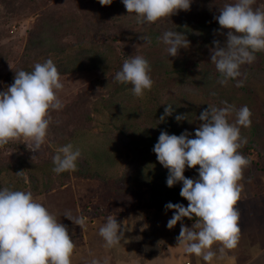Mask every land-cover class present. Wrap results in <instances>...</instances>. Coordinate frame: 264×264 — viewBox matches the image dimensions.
I'll list each match as a JSON object with an SVG mask.
<instances>
[{
  "label": "rangeland",
  "instance_id": "rangeland-1",
  "mask_svg": "<svg viewBox=\"0 0 264 264\" xmlns=\"http://www.w3.org/2000/svg\"><path fill=\"white\" fill-rule=\"evenodd\" d=\"M48 5L69 20L81 21L85 19V15H91V10L87 6L74 0H50ZM253 8L264 10V0H255ZM88 20L97 21V18L90 17ZM33 22L35 16L32 13L28 11L16 13L13 9L0 20V48L7 56V62L0 63V91H5L14 83V78L7 75L20 64V55L25 50L28 31ZM120 22L119 18L116 19L112 23L115 25L107 32V35L114 38H97L111 44L106 46V51L99 50L96 44H86L85 60L77 61L78 48L77 51H74L75 48L70 49L65 54L51 58L54 64L60 63L73 69L69 73H60L64 88L59 96L64 105L80 93L90 94V104L94 107L95 114L93 128L74 132L72 137L60 140L61 145L51 142L50 137L58 128L66 127L70 132L73 127L66 123L69 119L67 115L60 113L63 108L53 111L50 133L38 151L29 150L22 140L13 141L15 142L13 146L0 147L6 161L18 153L23 158L26 168L30 166L28 171L25 170L23 177L11 170L2 173L1 189L10 186L16 190L31 191L38 202L67 226L69 235L76 244L72 264H89L93 258L104 264L99 254L100 252L103 254L105 250L109 253L107 264H136L139 260L142 264H174L173 254L178 249L174 246V253L170 251L166 255H161L163 251L158 248L159 242L153 237L154 234H158L156 236L158 238L162 227L168 222L166 218H159L161 213L157 212L164 210L173 214L175 210L165 209L167 203H180L187 207L188 201L180 195L182 182H177L172 187L167 186L168 169L159 163L153 151L161 131L167 129V126H164L167 119L165 118L163 122L159 121L160 116H152L149 119L151 116H146L147 107H157L158 102L163 104L161 103L163 97L164 107L172 105L174 117L177 115L187 117L179 121L181 127L172 134L180 135L187 130L192 133L189 138H195L196 129L203 123L199 116L208 105L223 107V101L237 108L247 105L252 112V123L250 127H241V136L247 138V144L238 151L251 158V166L245 169L244 179L239 182L243 190L234 206L239 211L240 240L236 248L225 249L223 254L219 252L220 245L214 244L213 250L217 252V257L213 261L214 264L216 261H219L216 264L224 262L264 264V58L260 80L253 77L244 79L241 75L237 80L243 81L242 87L236 86L237 80L234 82L229 80L227 85H221L218 82L219 73L214 63H211V48L199 57L196 64L198 51L193 43L190 42L187 49H179L175 57L169 56L166 51L168 46L163 43L164 46L155 48L156 52L149 60L151 76L155 77L173 69L172 65L166 64L167 58L171 61L184 59L186 66L190 68V65H193V69L182 72V75L188 77V74H191V78L196 80L198 92L181 96L179 90H170L169 93L166 91L162 94V89L152 88L151 91L157 99L155 100L150 98L149 91H146L142 98H138L128 90L122 94H114L103 104L99 99L106 98L107 93L104 88H100V82L104 79L98 69L104 68L105 65L99 61L101 59L99 55L101 57L107 55L109 59L116 60L114 57L116 51L118 57L125 60L129 55L133 57L142 54V39L137 34L123 32L126 29L121 31ZM106 24L109 27L110 23ZM88 65L90 67H84ZM92 65L98 67L93 68ZM174 75L175 73H163V77L169 79ZM141 106L145 111L140 112ZM234 119L233 115L230 121ZM69 143L73 145V150L77 148L80 150L85 163L78 158L76 171L56 174L53 171L55 167L53 156L56 155L58 148ZM198 167L197 165L196 168H186L185 177L198 178L196 170ZM87 173L91 176L82 175ZM66 211H70L73 216H83L86 220L85 226L81 228L63 216ZM143 215L149 217L147 224L153 234L149 232L151 239L148 242L152 246L147 247L150 249L149 256L153 258L146 254L138 256L139 250L146 251V244L142 241V231L145 227L144 225L142 228L141 224ZM108 216L115 217L117 222L125 227L121 244L114 248H106L105 241L99 235V228L106 222ZM196 219L185 217V220L191 222V226ZM188 260L186 264H192L191 260ZM201 261L207 264L203 259Z\"/></svg>",
  "mask_w": 264,
  "mask_h": 264
},
{
  "label": "clouds",
  "instance_id": "clouds-1",
  "mask_svg": "<svg viewBox=\"0 0 264 264\" xmlns=\"http://www.w3.org/2000/svg\"><path fill=\"white\" fill-rule=\"evenodd\" d=\"M112 2L99 0L101 6ZM122 2L128 13L136 14L137 23L152 24L180 10L189 11L192 0ZM254 4L255 0L225 3L214 17L221 26L215 31L227 29L225 41L214 40L210 49L221 85L239 77L241 66L251 64L256 59L255 53L264 51V10L254 9ZM141 39L151 43L148 36ZM159 39L173 57L179 49L190 46L186 36L176 30L165 31ZM114 79L131 84L132 94L138 98L154 85L150 62L141 55L125 59ZM236 86L242 87L243 81L237 80ZM63 88L61 74L51 58L35 63L32 71H15L14 83L0 91V147L22 140L29 150L38 151L46 142L53 121L51 113L64 107L59 96ZM222 104L223 107L208 105L201 112L199 119L203 123L196 129L195 138H189L192 133L187 130L180 135L162 130L153 148L159 163L168 169L167 186L182 182L180 195L188 201L187 207L171 202L165 205L166 210H175L167 227L173 228L185 217L197 218L191 227L182 223L176 239L185 253L201 257L207 264L217 257L214 244L220 245L219 252L223 254L225 249H234L239 243V211L234 206L243 190L239 182L244 179L245 169L251 166V158L238 150L247 144V138L241 136V127L251 126L252 112L247 105L237 108L227 101ZM172 112V105L168 104L159 121H165ZM233 115L235 119L230 121ZM175 119L179 122L187 117L177 115ZM80 156V150H73L71 143L58 148L53 156V171L56 174L76 171ZM197 165L198 178L185 177L186 168ZM63 216L81 228L86 224L83 216H73L70 211ZM124 232L125 227L113 216H108L99 228L106 248L120 245ZM75 249L67 226L38 202L31 191L10 186L0 189V264H72ZM89 264L101 261L93 258Z\"/></svg>",
  "mask_w": 264,
  "mask_h": 264
},
{
  "label": "trees",
  "instance_id": "trees-1",
  "mask_svg": "<svg viewBox=\"0 0 264 264\" xmlns=\"http://www.w3.org/2000/svg\"><path fill=\"white\" fill-rule=\"evenodd\" d=\"M48 1L50 0H0V20L12 9L16 11V13L28 11L35 16V22H33L32 27L28 31L25 50L20 55V64L15 66L8 73L7 77L12 76V78H14L15 71L19 70L32 71L35 63H43L44 60L48 58H54L60 54H65L68 50L74 48V51H77L76 48L79 49L78 53L75 52L78 57L77 61H79V59H81V61L85 60L84 53L86 49H84V45L86 44H96L99 46V50L106 51V46L111 44L106 43L104 40L99 41L97 38H114L113 36H109V34L107 35V32L115 25L112 23L118 18L121 21L119 23L121 31L126 29V31L123 32L132 33L134 35L137 34L139 38H141V36H148L151 38V43H146L142 40L143 43L141 46V56L148 61L155 54V48L163 45L162 39H159L162 37L163 33L169 30H176L182 32L186 38L196 46L198 52L196 54L197 62L195 61V63L198 64L199 57L203 55L208 48L214 47V40H219L221 43L225 41L227 29L221 30L223 34H221V31H215L220 30L221 26L214 17L219 15V8L223 7L225 3H234V0H192L189 11L180 10L178 14L149 24L137 23L136 14L128 13L122 0H113L111 5L107 6H101L99 0H74L76 3L83 4L91 10V15H85V19L81 21L79 19L69 20L59 15L55 9H51L48 5ZM116 16L118 17L116 18ZM90 17L97 18V21L88 20ZM106 23H110L109 27H107ZM99 54H101V52ZM118 55L119 54L115 51L114 57L116 60L109 59L107 55L102 57L99 55V58H101L99 61H101L103 66L105 65L104 68L100 67L98 69L100 74L102 73L101 75L104 79L100 82V88H104L105 93H107L106 98L99 99L103 104L106 99L112 97L114 94H122L132 89L131 84H121L114 79L115 74L121 70L124 62V58H119ZM255 57L256 59L251 64H244L241 66L240 72L244 79L253 77L254 79L260 80V75L263 73L262 61L264 58V51L256 52ZM128 58H130V55L127 56V59ZM6 62L7 56L2 53L0 48V63ZM166 64L172 65L173 69L168 72L157 74L155 77L151 76L154 80L152 88L162 89V94L166 91L169 93L170 90H179L181 96L191 92H198L196 80L191 78V74L189 73L188 77L182 75V72H188L193 69V65H190V69L186 66L184 59H174L171 61L168 58L166 59ZM55 65L59 73L62 74L72 72L73 70L60 63ZM92 66L93 68L98 67L95 65ZM84 67H90V65ZM163 73H175V75L172 76V79H169L163 77ZM239 77L231 81L234 82L239 79ZM154 95V92L149 91L150 98H155V100H157ZM161 100L163 104H159L158 102L159 106L156 104L157 107H147L146 116H151L149 119H151L152 116L163 115L165 102L163 97ZM142 107L143 106L139 107L140 112L145 111ZM93 112L94 107L90 104V94L80 93L79 96L66 103L62 112H60L62 115H67L69 119L66 123L72 125V129L68 132L66 127L58 128L56 133H51V135L53 134L50 137L51 142H57L61 145L60 140L72 137L74 132L91 130L95 124V114ZM166 119L167 124H164V126H167L166 131L169 134L170 132L172 134V132L177 131L181 127L180 123L173 115L166 117ZM49 133L50 130L48 131V134ZM13 143L15 144V142H10L5 145V147L13 146ZM79 160L85 163L82 155L79 157ZM29 167L30 166L26 168L23 158L18 153H16L11 160L6 161L0 152V175L11 170L17 173L18 176L23 177V175H25V170L27 169L26 171H28ZM28 175H30L29 172ZM82 175L91 176V174L88 173L87 175Z\"/></svg>",
  "mask_w": 264,
  "mask_h": 264
},
{
  "label": "crops",
  "instance_id": "crops-1",
  "mask_svg": "<svg viewBox=\"0 0 264 264\" xmlns=\"http://www.w3.org/2000/svg\"><path fill=\"white\" fill-rule=\"evenodd\" d=\"M157 213H161V215L159 216V218H166L165 220H167V219L169 220L173 216V214L170 211H164V210H162V211H158ZM148 220H149V217L146 218L144 215L141 217L142 228L145 225L143 231H142V229H141V231L143 233L142 241L145 242V244H146V248H145L146 251L144 249L139 250V254H138L139 257H142L144 254H146L147 256H149L150 249H148L147 247L148 246L149 247L152 246L150 244V242H148V240L151 239V237L149 235V232H150L149 231V225L147 224V221ZM182 223H183V225H189V227H191V224H190L191 222L190 221L188 222L184 218V220L178 221L177 224L173 228H171V229H169L167 227V225H165L166 227L165 226L162 227L161 235L158 238H156V236H158V234L157 235H155V234L153 235L151 232L150 233L153 235L154 239L157 242H159V243H157V246H158V248L161 249V251H163V253L161 255H163V254L166 255L167 252H170V251L172 253H174V250H173V247L174 246L178 249L177 252L173 254L174 264H186V262H189L188 259L191 260L192 264H203V261H201V259H202L201 257H197L194 254H187V253H185L183 251L182 246L177 245L178 242H177L176 238L179 236L180 228H181L180 225ZM140 237H142V236H140ZM172 241L173 242H176V243L172 244L171 243ZM99 257H101L100 259H102L104 261H105V259L107 260V258H109L108 250L107 251L105 250V252H103V254L100 252ZM139 257H137V258L140 259ZM150 257L151 256H149V258ZM110 258H112V256ZM151 258H153V257H151ZM218 262L219 261H216V263H218ZM140 263L142 264L141 260H139V262H136V264H140ZM211 263L214 264V261H212ZM222 264H226V263L224 262ZM233 264H237V263H233Z\"/></svg>",
  "mask_w": 264,
  "mask_h": 264
}]
</instances>
